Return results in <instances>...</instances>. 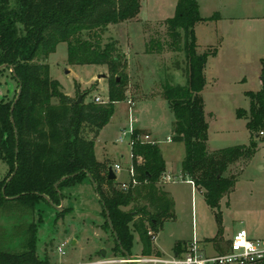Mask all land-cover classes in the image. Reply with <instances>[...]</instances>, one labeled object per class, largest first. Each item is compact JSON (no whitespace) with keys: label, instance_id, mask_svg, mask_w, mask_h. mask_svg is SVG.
I'll return each mask as SVG.
<instances>
[{"label":"trees","instance_id":"trees-1","mask_svg":"<svg viewBox=\"0 0 264 264\" xmlns=\"http://www.w3.org/2000/svg\"><path fill=\"white\" fill-rule=\"evenodd\" d=\"M140 7L141 0H0V66L4 65L0 74L8 70L20 89L15 102L17 90L12 99L0 100V159L9 166L0 180V209L10 204L35 209L43 201L62 215L66 210L56 208L65 191L94 183L105 228L113 239L112 252L123 259L127 255L137 258L131 253L134 235L139 238L142 257H161L153 250V238L161 223L173 215V201L158 186L166 167L156 144L141 141V133L133 132L130 150L135 184L126 190L115 185L116 179H108L109 163L94 154V138L110 120L114 104L124 100L127 84L126 58L118 41L103 42L102 33L109 25L135 20ZM174 13L164 25L169 47L184 51L186 84L166 83L161 94L175 118L172 140L181 141L185 149L182 174L216 206L236 183L233 174L225 176L231 164L240 160L246 164L257 150L253 134L264 128V63L260 90L246 92L248 111L235 112L247 119L252 138L244 145L207 148L208 122L200 92L212 52H197L194 26L211 17L200 16L198 0H178ZM59 42L67 44L70 64L108 67L107 102L85 101V92L76 103L50 77L46 59ZM36 242L34 225L18 252L4 248L0 241V264H47L38 258ZM184 250L178 243L172 251L178 255Z\"/></svg>","mask_w":264,"mask_h":264},{"label":"rangeland","instance_id":"rangeland-1","mask_svg":"<svg viewBox=\"0 0 264 264\" xmlns=\"http://www.w3.org/2000/svg\"><path fill=\"white\" fill-rule=\"evenodd\" d=\"M177 1L141 0L143 23L139 24L138 35L128 25L121 28L127 31V36H134L128 46L132 52L128 51L129 67L125 69V97L114 104L110 120L95 136L94 154L111 167L120 166V171L112 169L116 175L115 185L121 189L120 183L128 180L131 150L129 135L121 142L116 139L129 126L126 101L131 99L134 102L131 116L135 118L133 132L151 134L162 152L165 171L174 176L170 182L161 179L158 182L173 201V215L161 223L153 238V250L168 257L175 255L172 250L176 244L185 246V253L187 247L196 242L204 253L213 255L228 251L229 238L239 229L247 230L254 240L264 238V168H260L264 165V136L259 135L264 128L253 134L257 150L252 159L246 164L242 160L231 164L225 173L226 177L233 174L236 183L228 195L220 198L218 205H210L203 192L189 183L188 177L182 176L179 165L185 149L181 141L172 140L175 118L169 102L161 94L166 83L186 84L184 51L182 48L173 51L169 47L170 38L164 25L165 20L175 15ZM198 12L203 18L211 17L194 26L197 52H212L207 57L205 85L201 90L208 122V148L247 144L252 138L245 125L247 119L238 117L235 112L248 111L250 98L246 92H256L261 87L264 0H198ZM110 38L107 32L102 33L103 42ZM118 45L121 48L119 41ZM46 63L50 77L57 80L70 97L77 98L87 92L85 101H94L95 96L108 101L106 65L70 64L65 42L57 44ZM16 90L15 79L4 70L0 74V100L12 99ZM84 134L90 136L87 132ZM8 170L6 161L0 159V180ZM98 199L93 185L85 182L65 191V197L56 208L66 210L62 215L43 201L35 209L7 205L0 209V241L4 242V248L18 252L34 225L36 254L40 260H47V264L124 260L112 252L113 239L105 228ZM134 236L131 253L141 257L139 238ZM60 246L63 253L58 251ZM100 249L105 250V257L100 256Z\"/></svg>","mask_w":264,"mask_h":264},{"label":"built area","instance_id":"built-area-1","mask_svg":"<svg viewBox=\"0 0 264 264\" xmlns=\"http://www.w3.org/2000/svg\"><path fill=\"white\" fill-rule=\"evenodd\" d=\"M95 102H105L100 99L99 96L94 97ZM127 110L129 116V126L124 128L121 131V135L117 138L118 142H121L124 136L129 135V147H132L133 139V128L132 123L135 121V118L132 115L134 102L131 99L127 101ZM260 136H264V129H261L259 132ZM141 141L156 144V140L151 137L149 133L141 135ZM112 168L120 171L121 168L118 164H113ZM128 180L125 182H121V189L126 190L130 184H135L134 178V168L130 163L128 167ZM112 169L115 173V170ZM174 178L167 177L168 181H172ZM190 183H192L189 180ZM193 184V183H192ZM60 246L58 251L63 253ZM228 251L223 253H213V255H209L204 253L200 247L196 244V242L191 243L185 253H181L178 256H144L137 257L135 259H131L132 261L138 263H151V264H264V238L263 240H254L250 237L249 233L245 229H239L235 231V234L231 238ZM128 259L120 260L119 262H127ZM118 263V260H103L98 262L97 264H112Z\"/></svg>","mask_w":264,"mask_h":264},{"label":"crops","instance_id":"crops-1","mask_svg":"<svg viewBox=\"0 0 264 264\" xmlns=\"http://www.w3.org/2000/svg\"><path fill=\"white\" fill-rule=\"evenodd\" d=\"M140 12H141V7H140V11H139V15H138V17L135 19V20H132V21H124V22H122V23H119V24H113V25H109V26H107V28H106V30H105V32H107V36L108 37H112V38H114V39H116V40H118L119 41V44H120V46H121V48H123V52H124V54L125 53H127V55H126V59H127V67H129V59H128V51H130V52H132V50H131V46L130 47H128L130 44H131V40H133V37L130 35H126V33H127V31H123L121 28L123 27V26H125V25H128V27H130V30L131 31H134V32H136V34L138 35V33H139V31H140V23H143V18L141 17V14H140ZM111 30H113V31H115V33H110L111 32ZM117 31H119V32H117ZM123 38H125L124 40H127V42H130V43H127V46H126V43L123 41ZM127 48V49H126ZM206 69V68H205ZM200 94H201V92H200ZM202 96V95H201ZM204 100V99H203ZM127 108H128V106H127ZM207 119V118H206ZM208 133H209V131H208ZM150 134V133H149ZM151 135V134H150ZM168 140H169V138H168ZM116 141H117V139H116ZM207 148H208V140H207ZM212 150H216V149H212ZM252 159V158H251ZM98 160V159H97ZM99 161H105V160H99ZM106 162V161H105ZM180 166V165H179ZM261 169L262 168H264V165L262 164L261 166ZM180 172H181V174H182V171H181V166H180ZM116 176V175H115ZM172 177V178H174V176L173 175H171L170 173H167L166 171H164L163 172V174L161 175V177H160V179L162 180V181H164L165 183L166 182H170V181H168L167 180V177ZM182 176H183V174H182ZM188 181H189V179H188ZM190 183V182H189ZM192 184V183H191ZM193 186H195L194 184H192ZM248 233V232H247ZM233 237V236H232ZM229 240H231V238H229Z\"/></svg>","mask_w":264,"mask_h":264},{"label":"water","instance_id":"water-1","mask_svg":"<svg viewBox=\"0 0 264 264\" xmlns=\"http://www.w3.org/2000/svg\"><path fill=\"white\" fill-rule=\"evenodd\" d=\"M0 67H4V65H3V66H0ZM19 92H20V89L18 88V90H17V95H16V98H15L14 102H15V101L17 100V98H18ZM81 100H82V95L80 94V95H78V97L76 98V103H80ZM260 168H261V167H260ZM107 172H108V179H115V178H116L115 173H114V171L112 170V167H111V166L108 167ZM12 175H13V173L11 174L10 177H12ZM10 177H9V178H10ZM93 185H94V183H93ZM99 253H100V256H101V257H105V250H104V249H100ZM127 259H128V262H132V260H131L132 258H130L129 255H127L126 260H127Z\"/></svg>","mask_w":264,"mask_h":264}]
</instances>
